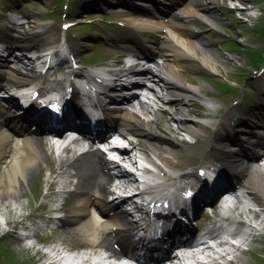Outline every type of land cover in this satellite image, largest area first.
Listing matches in <instances>:
<instances>
[{
    "label": "bare ground",
    "instance_id": "bare-ground-1",
    "mask_svg": "<svg viewBox=\"0 0 264 264\" xmlns=\"http://www.w3.org/2000/svg\"><path fill=\"white\" fill-rule=\"evenodd\" d=\"M190 1L194 6L182 8L181 17L198 18L208 27L215 28L218 19L215 13L206 14L201 8L203 2L200 0ZM206 1L214 3V0ZM195 5L200 8L196 9ZM157 16L160 17L159 14ZM9 23V25L0 24V38L7 40L8 45L17 46L19 50L32 53L42 44L51 42L47 25L40 27L42 24L31 18L27 22L29 23L27 27H24L23 24L18 25L11 18ZM134 25L137 27L124 30V40L139 44L147 59L154 58L156 53H162L166 58L162 61L152 60L151 65L153 66L139 67L140 62L130 66L125 64L114 69L115 72L111 74L119 76L118 80H121L129 74L139 71L154 84L148 85L146 82H140L150 94L149 103L142 101L139 96L129 95L126 91L123 95H103V98H108L118 104H114L117 109L111 111L118 124V130L123 133H131L134 136V141H129L131 149L123 148L120 158H107L99 148L78 154L77 149L80 144L78 141H74L73 146L65 148L62 155L58 156L60 164L56 170L50 164L49 158L53 152L48 142L39 143L29 135L19 139L15 138L12 132L18 131L17 126L12 124L6 112L0 114V204L4 205L8 211V216L5 219L7 231L10 232L11 229L22 225L23 220L17 218L22 214L14 211H18L17 209L21 206V199L28 196L34 185V177L38 174L44 176L43 166L49 167V174H46L44 178L48 180L49 177H52L53 181L51 180L52 182L48 185L50 188L56 184L55 179L66 173L67 177L62 181L63 187L74 183V188L69 191L61 190V192L68 194L66 200L69 198V201H65L55 209H50L49 212H60L61 215L57 218L63 226L68 228L67 234L82 239L86 242V245L84 243L82 247L91 250L76 254V260L70 264L89 263L100 249L112 251L111 256L116 257L118 253L115 244L122 245L128 240L129 222L125 212L114 211L113 214H109L111 209L119 204V199L115 196L114 200H108L106 196L114 193V189L122 192L133 189V192H136L135 194L138 196L144 194V191L136 190L137 178L124 166L125 162L133 167L136 166L134 151L143 155L147 162L149 161L157 170L161 171L162 183L156 186H162L165 182H169L167 185L174 189L175 182L183 181L192 174V171L185 170L181 173H174L164 168L174 167L175 160H185V163L194 162L195 164L199 159L198 161H205L204 165L199 166L201 168L209 169L213 166L217 169L227 170L231 174L222 172L216 175L217 173L213 172L212 175L206 177L207 186L205 188H208L216 175L214 182L225 183L224 186L238 184L248 197L264 211V168L257 167L255 164L263 159L264 135L253 131L246 134H235L236 127L234 128L232 123L223 122V118H220L217 126L209 131V124L216 123V121H212V117H208L212 114L209 107L204 113L206 119L208 118L207 123L190 117L188 112L200 113L198 107L194 106L193 100L197 98L214 103V99H202L201 89L204 84L199 83L198 85L182 81L179 77V69L174 64L179 58H197L201 65L210 70H216L213 63L219 55L203 47V42L197 44L199 54L190 39L182 34L180 26L178 28L170 24L165 25L159 20L150 22L142 20ZM167 26L165 31L164 28ZM67 44L70 49H80L81 47H74L69 40H67ZM24 57L26 59L24 63L28 67L23 70L16 65L13 66L7 60L1 63L0 81L3 84L8 81L24 83L37 77L32 72L34 60ZM15 58L16 62H21V57L15 55ZM83 73L78 70L76 75L82 76ZM51 81L60 87L63 85L62 79L55 75H52ZM122 83L116 82L120 85ZM50 84L49 82L39 85L40 94L47 90ZM166 105L173 106V108H168ZM188 105L190 108L185 109V106ZM182 132L189 136V140L192 142L189 143L184 136L180 137ZM108 164H113L118 168L119 176H115L117 179L110 175ZM182 164H176V166H182ZM203 179L205 180V178ZM150 188L152 187H146V189ZM54 195H56L55 191L44 196ZM227 195L229 196V194ZM155 200L160 202V197L157 196ZM240 202L241 200L238 205L231 206L229 210L227 208L220 210L221 212H231L228 221L233 223L235 228L211 224L205 226L202 231H198L188 224L194 235L185 232L184 238L187 239L190 236L193 243L198 240L201 242L180 249L179 253L175 255H172L171 251L163 252L161 264H187L189 258L194 264H207V262L219 264L220 259H226V256L231 253L232 256L230 255L229 259L231 262L246 264L242 254L235 253L239 250L238 246L229 243L221 235V231H223L232 238L237 236L242 241L240 243L243 244L258 237L259 232H254L257 228L246 219H240L245 211L251 212L254 217H257L258 213L253 211L247 203L240 206ZM93 208L101 213L103 220L93 216ZM136 208L140 210L142 206L138 204ZM39 217L44 218L42 215ZM185 222L189 221L185 220ZM241 223L249 227L244 233L237 229ZM260 223L262 220L259 222V226H261ZM15 239L23 250H27L23 238L16 236ZM209 241L216 243L220 249H215ZM34 245L36 244L34 243ZM65 249V247L59 246L51 247L44 251L39 257L41 259L38 260L42 261V264H63L61 262L63 258L60 257ZM74 249H77V246H74ZM195 252L201 253L206 259V263Z\"/></svg>",
    "mask_w": 264,
    "mask_h": 264
},
{
    "label": "rangeland",
    "instance_id": "rangeland-1",
    "mask_svg": "<svg viewBox=\"0 0 264 264\" xmlns=\"http://www.w3.org/2000/svg\"><path fill=\"white\" fill-rule=\"evenodd\" d=\"M1 1V0H0ZM26 2V7L16 8L15 10L11 11L9 6H4L0 4V22L6 23L8 19L12 18L17 22L21 23L23 21L22 17H18V14H22L23 17H29L35 22H39L40 24H50V31L49 34L53 38L57 39L64 34L65 37L72 38L73 44L75 46H81L79 50H76V55L78 58L85 59L86 57H93L98 56L99 61L106 59L105 57H112L111 59H107L106 65L111 64L122 57L124 52H129V50L119 46V45H129L136 51L140 50L139 46H137L134 42L131 41H124V36L119 31V29L123 30L126 27H134V23H139L142 20L148 21L151 20L153 17V12H160L161 11V0H24ZM157 1L156 6L150 5L152 10H147L146 7L149 4L154 3ZM168 1V3H173L175 0H163ZM203 10L206 11L214 10L215 13L218 15V27L217 31H210L207 29L206 26L203 25V22L197 18H183L180 19V15L182 13V8L194 6L191 1L189 0H178L179 7L170 9L168 19L169 21L166 24L181 26L180 29L185 37H188L197 52H199V48L197 44L201 39H204L209 43L207 49L213 50L216 49L215 46L218 42L210 41V38H222L223 36L220 33L223 31L222 25L228 23V20L231 22L234 20L235 23H228L229 31H233L235 34H241L245 39L248 37V40H264V35H262V30H260L261 26L260 23L263 20V11H264V0H247L251 8L246 9L245 12H234L226 7V3L229 0H215V3H208L209 5L206 6L208 1L201 0ZM227 1V2H226ZM67 2V8H62V4ZM121 2H126L131 4L127 7L125 4ZM14 5V4H12ZM216 5V7H213ZM159 6V7H158ZM221 6V7H220ZM196 9H199L198 5H195ZM19 9V10H18ZM66 10V11H65ZM63 11H65V17L67 19L72 20L75 24L71 26L67 32H62L60 28L61 19L63 18ZM257 12L258 17L251 20L248 17V13ZM61 15V16H60ZM101 16H105L107 19H111L113 21H105L100 19ZM243 19H240V17ZM51 17L52 19L48 18ZM250 20V21H249ZM241 21V22H240ZM112 22V23H111ZM257 22V23H256ZM260 22V23H259ZM33 23V22H32ZM256 23V24H255ZM29 23H23L24 27H27ZM112 25V27L107 25ZM255 25V26H254ZM42 26V25H41ZM40 26V27H41ZM39 27V28H40ZM88 28V29H87ZM168 28V26L166 27ZM85 29L89 30L86 31ZM92 31V32H91ZM101 32L104 37H99L96 33ZM205 35V36H204ZM204 37V38H203ZM106 40L110 46L105 44ZM257 41L252 42V45H257ZM223 45L220 49L215 50L214 52L219 55V57L215 60L213 65L216 67V70H210L209 68L201 65L200 61L197 58H179L174 62V64L179 69V77L182 81L191 84H198L203 83L204 86L201 89L202 98L212 97L215 96L216 104H212L213 115L208 116L212 117L211 119L218 118V116H222V114L226 115L227 110L232 109V103L238 101L240 98V91L242 86L246 85L249 87L251 92L248 93V97L251 94V100L255 97L254 90L260 91L259 88L261 87V83L264 82V72L260 73L258 76L255 75V72L251 71V66H256L257 61L256 59H261V50L262 48H257L256 51H253L254 47H242L241 45L237 44L235 41L227 39L226 41L221 42ZM262 43L259 44H263ZM204 45V44H203ZM15 52H17L15 50ZM130 53V52H129ZM249 58H248V56ZM101 56V57H100ZM236 57V58H234ZM13 58V57H11ZM77 58V59H78ZM101 58V59H100ZM127 59H130L126 56ZM166 57L159 53L155 57L157 61H162ZM132 60V59H130ZM25 58L23 59V62ZM90 59H86L85 63L89 62ZM98 61V62H99ZM97 62V63H98ZM100 63V62H99ZM11 64L17 65L22 69H25L22 62L15 63L12 62ZM147 63L146 65H148ZM179 64V65H178ZM97 65V64H96ZM23 66V67H21ZM150 66H153L150 64ZM223 77L226 79L222 80ZM240 81L242 82L238 88V94L235 95H224L225 99L221 102V98L217 96L216 92H223L227 94H231L235 91L232 81ZM212 86V87H211ZM259 86V87H258ZM248 89V88H246ZM222 95V94H219ZM253 96V97H252ZM264 98V95H262ZM257 97L255 101H257ZM231 102V105L226 106L228 103ZM202 102L206 104V102L201 99L193 100L194 106L199 105V112L191 113L189 112V116L200 119V121H206V116L203 115L206 110L204 107L199 104ZM248 99L243 103L239 102L240 108L246 109L250 113V119L242 123V125L236 126V129H239L240 132L246 133L250 131H256L260 134L264 133V127L262 124L258 122V117L256 116L260 113L264 115V107H256L253 106V102H251V106L247 105ZM196 104V105H195ZM220 106V107H218ZM166 107L173 108V106L166 105ZM190 108V105L185 106V109ZM6 111L5 109H0V111ZM1 113V112H0ZM12 114V113H10ZM251 122V124H250ZM214 125L209 124V131H212ZM183 133V132H182ZM185 133L181 134L180 136H184ZM188 137V136H186ZM50 164L57 170L60 164V159L56 155H51ZM44 165V164H43ZM71 172V170H69ZM46 174H49V167L43 166V177L41 175H36L33 181V187L30 189L28 196H24L20 203L21 206L17 209L22 214L21 217H17L18 220L26 221L30 216L37 215V208H40L42 214L48 213V210L55 208L57 206H61L65 201L68 202L69 198L66 200L67 193L60 192L54 196L44 197V195L50 191V183L53 181L52 177H49L46 180ZM66 173H63L58 179H55L56 184L54 188H52L56 193L62 189L71 190L74 188V185H70L67 187H63L62 181L66 179ZM52 180V181H51ZM53 187V186H52ZM244 203H250L252 209H256L255 206L251 201L246 197L242 200ZM258 210V208H257ZM6 211V212H5ZM7 208L0 204V264H37V260L39 256H36L35 250H23L22 247L16 241L14 235L17 233L14 232V228L8 232L5 219L8 216ZM258 216L254 217L251 212L245 211L241 215V219H246L250 221L251 224L257 226L259 220H262V227H260V231L258 230L259 234L258 237L254 240H251L248 249L242 251V256L245 258L246 264H262L264 262V212L260 210L257 211ZM61 213H56L59 215ZM16 215V214H15ZM5 216V217H4ZM93 216L99 219L96 213H93ZM216 216H213L214 219ZM199 219H203L204 216L200 217ZM208 222H205L207 224ZM6 229V231H5ZM240 232H245L246 225L239 224L237 226ZM257 231V230H255ZM257 232V233H258ZM52 240H55V245L51 246H59L64 245L69 250H73L72 256L76 257V254H80L86 251H90L87 247H82L84 242L80 238H76L70 234H67V230L61 229L54 233ZM79 245V247H78ZM74 246H77V249H74ZM47 247V246H46ZM50 247V245H48ZM42 254V253H41ZM260 254V256H259ZM263 258H262V257ZM76 260V258L74 259ZM79 260V258H78ZM228 264H235V263H228Z\"/></svg>",
    "mask_w": 264,
    "mask_h": 264
}]
</instances>
